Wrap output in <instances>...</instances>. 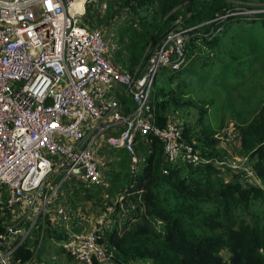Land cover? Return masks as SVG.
Here are the masks:
<instances>
[{
	"label": "built area",
	"instance_id": "built-area-1",
	"mask_svg": "<svg viewBox=\"0 0 264 264\" xmlns=\"http://www.w3.org/2000/svg\"><path fill=\"white\" fill-rule=\"evenodd\" d=\"M96 2L0 0V264H28L16 254L48 233L60 237L54 247L74 264H113L100 232L113 225V210L85 230L69 198L83 186L89 193L105 187L103 172L116 151L128 154L130 172H137L144 156L136 146L149 135L162 142L169 163L250 171L240 161L202 158L178 122L160 129L151 119L158 73L186 64L185 33L169 32L142 73L130 75L107 59L104 32L88 28L86 12ZM106 9L100 5L96 15Z\"/></svg>",
	"mask_w": 264,
	"mask_h": 264
},
{
	"label": "trees",
	"instance_id": "trees-1",
	"mask_svg": "<svg viewBox=\"0 0 264 264\" xmlns=\"http://www.w3.org/2000/svg\"><path fill=\"white\" fill-rule=\"evenodd\" d=\"M252 3L258 2L125 0L118 10H122L120 15L124 21L115 31L116 51L111 55L112 62L125 73L140 75L164 37L178 29L188 39L185 48V58L189 61L187 70L204 54L209 57L205 69L210 71L215 62L227 57L225 42L241 39L254 44L256 33L260 30L264 34V12L254 16L243 14L248 10L264 9V4L255 6ZM115 16L113 13L112 17ZM163 74L173 82L180 71L173 73L164 69L155 83ZM118 101L133 108L125 96ZM151 107L153 123L164 129L169 121V109H176L178 104L164 101L160 92H155L151 96ZM262 110L257 111L256 119L242 133L245 146L246 138L254 135L253 162L247 166L250 171L248 174L235 172L240 174L235 177L245 176V181L252 185L244 186L238 179L224 182L220 170L211 164L193 168L180 161L169 163L164 158L162 142L152 135L147 137L145 144L138 143L136 153L142 154L144 161L137 172L125 178L126 190L112 209L113 225L102 237L112 254L113 264H264V136L257 135L258 128L264 127ZM179 127L185 143L194 152L204 159H216L212 151L217 142L204 125L197 134L187 123ZM126 157L129 160L124 151L113 153L112 162L103 172L105 184L115 165L119 166L121 159ZM216 175L219 177L213 180ZM100 189L104 187L91 193L100 192ZM91 193L84 186L81 191L74 190L69 198L70 205L79 207L78 202L91 198ZM208 202L223 205L226 214H206L202 205ZM231 211L235 215L229 220ZM47 237L52 241L60 238L53 233H48ZM36 246L37 242L34 245L26 243L15 258L22 263L35 264L32 259L36 256L33 252ZM222 252L228 254L226 260Z\"/></svg>",
	"mask_w": 264,
	"mask_h": 264
},
{
	"label": "rangeland",
	"instance_id": "rangeland-1",
	"mask_svg": "<svg viewBox=\"0 0 264 264\" xmlns=\"http://www.w3.org/2000/svg\"><path fill=\"white\" fill-rule=\"evenodd\" d=\"M125 0H97L94 6L86 12V23L90 30L104 32L107 44V59L113 64L111 55L116 51L115 31L123 23L122 10L118 11ZM210 3L211 0H205ZM264 0H252L255 6L263 5ZM106 4V11L96 15L100 5ZM117 12V13H116ZM263 10H248L245 15L254 16L263 13ZM115 13L116 16L112 17ZM110 14V16H108ZM109 18V19H108ZM108 19V20H106ZM221 18H218L220 20ZM109 22V23H108ZM106 23L109 25L106 27ZM250 43L241 39L228 40L224 43L227 48V57L215 62L210 71H206V61L209 57L202 54L196 60L191 69L187 70L186 64L179 77L173 82L168 80L167 74H163L154 84L151 96L160 92L164 101H173L178 107L168 111L169 121L178 122L180 125L189 124L195 134L199 133L200 127L205 126L209 134L217 142L212 156L216 162L240 161L248 166L251 154L255 150L253 133L246 138L243 136L245 129L256 119L257 111H264V34L260 30L256 33V39ZM188 43V41H187ZM187 47V46H186ZM198 56V55H194ZM199 57V56H198ZM114 65V64H113ZM120 71L121 69L116 66ZM123 72V71H122ZM160 73V72H159ZM158 73V75H159ZM157 75V76H158ZM157 78V77H156ZM179 87V88H177ZM174 90V92H170ZM126 105V104H125ZM127 113L132 111L126 105ZM258 136H264L263 129L258 128ZM262 134V135H261ZM118 162L115 161V164ZM113 174L107 180L103 190L91 193V198H83L74 208L83 218V228L89 230L97 218L109 208L113 209L125 192V178L130 177V165L128 157L121 159L119 166L115 165ZM224 182L238 179L244 186L252 185L241 175V179L233 172L220 170ZM219 176H213V180ZM252 182V181H251ZM206 214L218 212L226 214L223 205L216 202H208L202 205ZM233 211L229 212V220L233 219ZM77 216V215H76ZM228 216V215H227ZM90 222H92L90 224ZM101 230V235L104 234ZM39 249L35 252V264H74L71 259L62 257L52 243V239L39 242ZM226 260L228 254L221 253Z\"/></svg>",
	"mask_w": 264,
	"mask_h": 264
},
{
	"label": "crops",
	"instance_id": "crops-1",
	"mask_svg": "<svg viewBox=\"0 0 264 264\" xmlns=\"http://www.w3.org/2000/svg\"><path fill=\"white\" fill-rule=\"evenodd\" d=\"M62 257L66 258V256H62Z\"/></svg>",
	"mask_w": 264,
	"mask_h": 264
}]
</instances>
